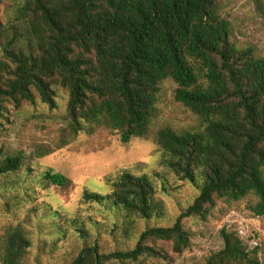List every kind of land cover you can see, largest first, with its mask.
Returning <instances> with one entry per match:
<instances>
[{
  "label": "trees",
  "instance_id": "16d2710c",
  "mask_svg": "<svg viewBox=\"0 0 264 264\" xmlns=\"http://www.w3.org/2000/svg\"><path fill=\"white\" fill-rule=\"evenodd\" d=\"M222 1L14 0L12 18L0 22V117L8 105L18 109L37 99L52 111L60 87L68 94L64 121L72 137L106 129L126 144L147 135L161 86L170 80L173 99L200 119L194 132L166 127L154 135L162 165L197 188L191 205L171 226L147 227L133 249L102 253L95 240L70 264L166 258L158 244L180 255L190 246L182 221H206L216 200H248L253 216L264 215V58L229 43ZM253 1L264 15V0ZM23 174L42 189L68 184L49 170L35 175L21 155L0 150V190L27 186ZM106 182L108 194L84 190L81 200L122 213L126 233L134 217H164L148 175L124 171ZM10 202L22 205L17 196L5 200L7 208ZM70 223L90 238L83 222ZM219 236L221 250L202 264H257L238 234L222 228ZM0 240L2 264H22L31 247L24 228L9 225Z\"/></svg>",
  "mask_w": 264,
  "mask_h": 264
},
{
  "label": "rangeland",
  "instance_id": "374dc122",
  "mask_svg": "<svg viewBox=\"0 0 264 264\" xmlns=\"http://www.w3.org/2000/svg\"><path fill=\"white\" fill-rule=\"evenodd\" d=\"M13 3L14 0H0L2 24L12 18ZM220 15L230 24L229 43L233 47L251 49L257 57L264 58V15L253 0H223ZM175 89L172 81L163 82L147 135L126 144L119 141L115 132L106 129L72 137L64 121L68 94L60 87L54 88L57 108L52 111L38 99L34 105L22 104L18 109L7 106V113L0 117L2 153L21 155L35 175L49 170L68 180L63 188L42 189L23 174L27 186L21 183L14 190H0V237L7 226L21 225L30 238L31 247L22 264H70L95 240L102 253L133 249L147 227L171 226L180 212L191 205L197 188L162 165V154L154 142V135L161 128L168 127L177 133L194 132L200 125L199 117L173 99ZM63 141L67 143L60 146ZM124 171L135 176L148 175L153 181L154 197L162 202L165 211L161 219L145 221L134 217L128 233L124 231L122 213L81 200L84 190L108 194L106 178H115ZM14 196L22 205L13 208L10 202L7 208L5 200ZM254 203L252 200L251 204ZM247 205L248 200H216L206 221L185 218L182 225L190 234V246L180 255H173L165 245L158 244L167 253L166 258L108 264H202L221 250L222 228L238 234L247 249L256 252L257 264H264V215L253 216ZM72 219L85 224L89 239L84 240L76 233L70 223Z\"/></svg>",
  "mask_w": 264,
  "mask_h": 264
}]
</instances>
